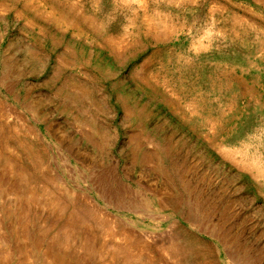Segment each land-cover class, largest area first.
Instances as JSON below:
<instances>
[{
	"label": "rangeland",
	"instance_id": "374dc122",
	"mask_svg": "<svg viewBox=\"0 0 264 264\" xmlns=\"http://www.w3.org/2000/svg\"><path fill=\"white\" fill-rule=\"evenodd\" d=\"M0 264H264V0H0Z\"/></svg>",
	"mask_w": 264,
	"mask_h": 264
},
{
	"label": "bare ground",
	"instance_id": "6f19581e",
	"mask_svg": "<svg viewBox=\"0 0 264 264\" xmlns=\"http://www.w3.org/2000/svg\"><path fill=\"white\" fill-rule=\"evenodd\" d=\"M9 164H10V163H9ZM16 168H18V167H16ZM24 169H25V168H24ZM27 171H28V170H27ZM51 183H52V182H51ZM54 183H55V182H54ZM39 185H40V184H39ZM50 185H51V184H50ZM30 187H31V186H30ZM46 190H47V189H46ZM41 194H42V193H41ZM54 195H55V194H54ZM29 198H32V196H29ZM43 198H44V197H43ZM55 199H56V198H55ZM58 199H60V198H58ZM56 200H57V199H56ZM61 200H62V199H61ZM66 200H67V199H66ZM18 201H19V200H18ZM17 204H18V203H17ZM64 204H65V205H63V206H64L65 209H66V205H67V208L71 205V203H70V205H69V203L66 204V202H64ZM8 205H9V204H8ZM6 206H7V205H6ZM21 208H22V207H21ZM39 208H40V207H39ZM71 210H72V208H71ZM74 210H75V209H73L70 213H72ZM88 210H89V209H88ZM22 211H23V210H22ZM25 211H26V210H25ZM75 211H76V210H75ZM79 211H80V210H79ZM82 211H83V210H82ZM82 211H81V212H82ZM19 212H20V211H19ZM22 213H23V212H22ZM27 213H28V212H27ZM82 213H83V212H82ZM77 214H79V212H78V213L76 212V216H77ZM83 214H85V213H83ZM94 214H95V213H94ZM87 215H88V214H87ZM90 215H91V214H90ZM23 216H24V215H23ZM92 216H93V215H92ZM67 217H68V216H67ZM80 217H81V216H80ZM95 217H96V215H95ZM101 217H102V216H101ZM101 217H99L98 220H100ZM77 218H79V217H77ZM93 218H94V216H93ZM27 219H28V217H27ZM53 219H54V217H53L50 221H52ZM75 219H76V218H75ZM94 219H95V218H94ZM98 220H97L96 222H98ZM25 221H26V220H25ZM55 221H56V220H55ZM55 221L52 222V224H51L52 226H53V224L55 223ZM69 221H70V219H69ZM80 221H81V224H80V225H81V226H84V228L86 227V229H88V225L86 226V221H85L84 219H83V221H82V220H80ZM101 221L103 222V220H101ZM101 221H99V224H100ZM107 221H108V220H107ZM26 222H27V221H26ZM26 222H25V223H26ZM28 222H29V221H28ZM77 224H79V223H77ZM42 225H43V224H42ZM54 225H55V224H54ZM95 225H96V223H95ZM60 226H61V225H60ZM93 226H94V225H93ZM89 227H90V226H89ZM99 227H100V226H99ZM111 227H112V226H111ZM111 227H109V228H111ZM50 228H51V227H49V229H50ZM56 228H57V227H56ZM75 228H76V227H74V225H73L72 223H69V222H65V224H63V228H61V230H62V229H65V230L67 231V233H66V236H67V237L65 238V240H66V241H68V240H69V241H72V240H73V244H76V242H79V241L77 240V236H76V234H75ZM104 228H106V227H104ZM82 229H83V228H82ZM97 229H98V227H97ZM97 229H96V230H97ZM58 230H59V229H58ZM89 230H90V229H89ZM105 230H106V229H105ZM107 230H108V227H107ZM46 231H47V229H46ZM97 231H98V230H97ZM97 231H96V233H97ZM102 231H103V230H102ZM99 232H100V231H99ZM104 232H105V231H104ZM86 233H87V232H86ZM121 233H122V232H121ZM56 234H58V233H56ZM54 235H55V233H54ZM89 236H90V235H89ZM95 236H96V235H95ZM114 236H115V234L113 235V237H114ZM71 237H72V239H71ZM91 237H92V236H91ZM91 237H90V238H91ZM84 238H85V240H83V241L86 242V246H84V247H85L86 249H91V248H93V250L95 249V252H96V249H97L98 247L96 248V245H95V243L93 242L94 240L92 239L93 237L91 238L92 240L89 239L88 236H86V237H84ZM84 238H83V239H84ZM80 239H81V238H80ZM94 239H95V237H94ZM119 239H120V238H119ZM122 239H123V241H124L125 238H122ZM90 240L92 241L91 244H90ZM115 240H116V239H115ZM83 241H82V242H83ZM95 241H96V239H95ZM79 243L81 244V242H79ZM125 243H126V242H125ZM133 243H134V242H133ZM106 244H107V243H106ZM106 244H105V245H106ZM62 245H63V244H62ZM105 245H104V246H105ZM108 245H109V244H108ZM108 245H107V246H108ZM80 246H81V245H80ZM97 246H98V245H97ZM111 246H112V244H111ZM116 246H117V244H116L114 247H112V249H113L114 251H116L117 254H118V253H119V255H120V253H125V255L127 254L126 249H125V252H124V251L122 252V250H124V249H122L123 247H121V246L116 247ZM127 247H128V246H127ZM129 247H130V246H129ZM129 247H128V248H129ZM125 248H126V247H125ZM128 250H129V249H128ZM89 251H90V250H89ZM114 251H113V252H114ZM128 252H129V251H128ZM112 254H113V253H112ZM128 255H129V254H128ZM128 255H127V257L125 256V259L127 258V259H128V263H129V259L132 258V257H131L132 255L130 256V258H128ZM136 258H137V257H136ZM127 259H126V260H127ZM134 259H135V258H134ZM114 260H115V259H114ZM130 260H131V259H130ZM136 260H137V259H136ZM136 260H135V261H136ZM102 262H103V261H102Z\"/></svg>",
	"mask_w": 264,
	"mask_h": 264
}]
</instances>
